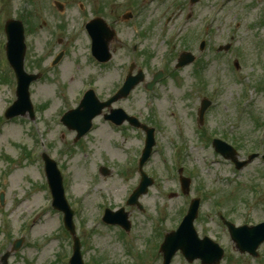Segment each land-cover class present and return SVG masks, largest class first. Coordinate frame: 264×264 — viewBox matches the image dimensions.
<instances>
[{"label": "rangeland", "instance_id": "rangeland-1", "mask_svg": "<svg viewBox=\"0 0 264 264\" xmlns=\"http://www.w3.org/2000/svg\"><path fill=\"white\" fill-rule=\"evenodd\" d=\"M55 1L63 3L62 10L58 11ZM130 1L0 0V111L13 95L8 89L11 83L3 21L17 18L23 22L27 49L24 69L43 73L30 85L31 102L37 105L34 118L26 112L5 120L0 113V180L7 179L0 183L4 195L0 204V258L11 251L24 228L22 234L29 241L23 238L21 247L8 257L9 264H63L68 260L71 241L60 226L61 212L46 208L50 193L40 176L43 160L38 154V160L29 156L46 151L67 175L63 181L69 201L80 203L78 211L73 212V222L81 239L84 263L140 264L137 259L142 255V264H158L155 251L162 237L158 231L164 235L176 228L187 201L199 197L201 211L195 228L199 236L217 238L225 248L219 264H264V243L259 245L256 258L238 252L219 218L224 215L237 225L264 221V175L260 173L264 162L256 158L236 169L213 151L207 138L216 131L229 142L239 143L240 159L246 158L250 149L264 150L259 132V124L264 121V0H200L182 9L180 4L187 0H138L134 9ZM214 5L220 12L208 32L210 40L204 54L196 63L175 69L178 53H197V27ZM132 10L138 11L136 28L121 18ZM188 10L192 14L186 19L184 32L179 37L171 35L172 27ZM93 16L102 17L117 34L109 43L112 58L106 66L93 65L85 56L87 37L78 24L84 17ZM25 19L35 21L34 31H27ZM230 37L234 45L227 51H216ZM61 49L67 53L51 69V58ZM132 61L133 73L142 68L145 81L157 69L164 71L152 94L141 82L127 98L112 104L122 105L141 122L155 127L158 146L155 143L151 159L144 165L153 183L138 199L142 210L126 205L125 199L140 180L132 158L143 146L144 133L127 123L121 129L112 128L101 114L92 121L90 133L75 142V131L60 123L63 110L77 104V95L87 87V79L93 80L96 95L105 99L119 85L121 73ZM199 63L203 64L202 81L194 72ZM2 77L8 85L2 83ZM204 97H210L213 105L201 126L196 119ZM175 150L187 167L182 174L191 178L188 195L179 193L178 176H172L176 172ZM127 164L130 167H123ZM100 165L110 173L102 175ZM256 184L262 187L259 200L253 194ZM102 206L112 210L123 207L128 212L132 225L125 233L127 237L118 226L99 222ZM173 264L199 262L188 263L178 252Z\"/></svg>", "mask_w": 264, "mask_h": 264}, {"label": "water", "instance_id": "water-1", "mask_svg": "<svg viewBox=\"0 0 264 264\" xmlns=\"http://www.w3.org/2000/svg\"><path fill=\"white\" fill-rule=\"evenodd\" d=\"M93 25L94 27L93 29ZM90 27H92L93 34H97L99 37V40H102V35L101 33H105L106 30V25H104L103 21L100 19L94 20V22L91 23ZM6 28L9 31L10 35V41L8 44L7 50H9V58L10 61L12 62L15 71L18 73V82L20 83L19 87V100L17 103L20 102H25L28 104V94H27V88L29 84V80L32 77H28L25 72H23V56H24V38L22 37V32H23V27L21 26V23L19 21H9L6 24ZM111 36V35H110ZM109 36V37H110ZM101 46L104 47L101 51V57L103 59H106L104 57L105 51H106V42L101 43ZM186 60L181 61L180 64L185 63ZM137 80H130L128 82V86H125V92L124 95L127 94L128 90H130L131 85H133ZM84 102V101H83ZM85 102H88L89 105L96 104L95 99L93 97V94L90 93L89 96L85 99ZM84 104V103H83ZM88 106V105H87ZM101 105L98 106V109L96 112L91 113L90 115H87V120L84 122L85 126L84 127H77L78 132L82 133L85 132L88 127H90V119L98 113ZM202 111L204 110V103L201 106ZM80 108H77L74 112H80ZM31 112V111H30ZM11 114H19V112H13ZM152 142V139L150 137L149 144ZM151 144L147 147V150L145 152V156L148 154L150 150ZM215 148L216 150L223 152L226 154V156H232V153L224 147V145L220 144L219 142H215ZM48 161V171L50 175V182L53 188V193L55 194V206L58 205L59 201L60 203L63 202V192H62V187H61V181L60 177L57 172L54 171V166ZM187 180L184 182V187L187 188ZM150 183V181H147L146 179L142 182L141 186L134 192V195L132 197V202H135L136 197L141 194L146 192V186ZM65 205V204H64ZM196 206H197V200H195L191 207H190V212L189 214L185 217L184 222L181 224V227L179 228L178 231L172 232L168 235H166L162 246L161 250L163 251L165 255L164 262L165 264L169 262L171 259L172 254L179 248L189 260L193 259V257H200L203 262H207L211 260L210 256V251L215 249L216 246H214L211 242L207 243V247H203L204 240L200 241L197 239L195 231H193L192 227V222L193 218L196 215ZM67 207L64 206V210H66ZM67 211V210H66ZM107 213V220H110V222H118L121 223L122 225L126 226L128 228L129 223L126 221V214L122 211H119L117 213H110L109 211ZM114 215H117L116 217H113ZM113 217V219H111ZM66 225L68 228L72 229L71 226V214L68 211L67 217H66ZM229 230H231V235L234 241L237 242V245L240 247L241 250H250L254 252V249L258 246L259 242L264 239V231L260 232L261 234L259 238H256V236L253 233L254 228H245V227H240L234 229L232 226L229 227ZM78 247V246H77ZM76 247V248H77ZM221 254L217 253L215 255L216 262L220 259ZM72 264H81V261L79 259V251L78 248L76 250V254L72 258Z\"/></svg>", "mask_w": 264, "mask_h": 264}, {"label": "flooded vegetation", "instance_id": "flooded-vegetation-1", "mask_svg": "<svg viewBox=\"0 0 264 264\" xmlns=\"http://www.w3.org/2000/svg\"><path fill=\"white\" fill-rule=\"evenodd\" d=\"M187 1H188V0H187ZM189 1H190V0H189ZM262 17H263V21H262V22H263V26H264V14L262 15Z\"/></svg>", "mask_w": 264, "mask_h": 264}]
</instances>
